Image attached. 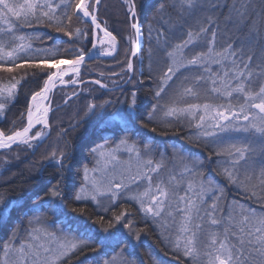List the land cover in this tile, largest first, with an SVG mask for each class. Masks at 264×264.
I'll return each instance as SVG.
<instances>
[{"label": "snow or ice", "instance_id": "snow-or-ice-1", "mask_svg": "<svg viewBox=\"0 0 264 264\" xmlns=\"http://www.w3.org/2000/svg\"><path fill=\"white\" fill-rule=\"evenodd\" d=\"M105 7L0 0L2 155L34 154L49 138L57 88L72 89L65 105L80 102L32 165L28 190L0 192V264H136L150 225L182 264H264V0H121L127 37L103 18ZM53 33L62 37L48 46ZM121 41V72L85 79L94 71L87 61L114 57ZM145 42L161 61L147 77L156 84L150 102L140 87ZM21 96L20 123L8 127ZM109 109L111 119H96ZM185 127L206 154L158 141ZM82 149L88 164L77 160ZM226 191L247 206L228 203Z\"/></svg>", "mask_w": 264, "mask_h": 264}, {"label": "trees", "instance_id": "trees-1", "mask_svg": "<svg viewBox=\"0 0 264 264\" xmlns=\"http://www.w3.org/2000/svg\"><path fill=\"white\" fill-rule=\"evenodd\" d=\"M103 2L106 5V7L101 10V14L103 18L108 20L109 25H115L116 29L120 31L125 37H127L128 34L127 26L123 24L124 14H123V9L121 7V0H103ZM163 2L164 0H160V3ZM141 23H143L147 27L151 23V18L149 17L148 19H145L144 17H141ZM151 26L153 28L158 27V25L155 23H151ZM41 31L51 32L50 29H43V28L41 29ZM229 35L234 39H243L242 34L236 29H233L229 33ZM61 37L62 34L53 33L54 39L46 40L45 43L46 45L51 46L54 43V40L60 39ZM121 46H119L118 53L113 58L102 57L96 61H88V66L94 71L90 73L88 76H85V79L95 78L97 73L100 71H104L105 73H108L109 70H111L116 73H120L121 72L120 64L124 59V52L127 50L128 45L125 41H121ZM144 48L146 50L144 56H146V54L151 52L147 42H145ZM160 64L156 62L148 67L147 62L143 60V65L141 70L144 73V78L141 81L140 87L142 88L144 99L146 102H150L153 100L152 90L156 87L155 82L149 80L147 77L149 73H152V75L155 76L157 74V70ZM97 65H100V67L97 68ZM134 65H136L137 69H140L138 61L136 59L134 60ZM29 87L32 88L34 87V85H30ZM57 92L58 93H56L53 101V106L62 104L64 100L61 98L63 97L64 99H66L67 96L72 93V89L69 86L64 88L63 91H61L59 88ZM116 94H120V93L117 92L115 93V95ZM28 102L30 103V97H28ZM79 106H80V102L78 100L75 103H73V101L71 100L68 105L59 108V110L55 113L56 116L55 121L52 120V116H51L50 136L38 148V150L35 151L34 154L31 150L27 152L23 151L22 147L16 149L15 152H11V150H9L6 157L2 155V153L5 150L0 151V184H3L5 181H9V180L15 181L14 183H11L8 186L0 188V192H3L5 194L6 199L12 198L14 196H20L28 190L30 185L25 181L27 177L30 175V169L32 168V165L42 161L43 156L49 150L50 145H53L58 140V133H59L58 126L60 127L67 126V124L62 125V122L67 121L68 123ZM24 109H25V97L21 96L19 102L16 103L15 106L11 109V112L8 116V127L12 126V121H15L17 124L20 123V113L23 112ZM114 112H115L114 109H109L108 112H106L101 116H98L96 119L98 121L109 120L112 118ZM0 127H4V125L0 124ZM73 135H78V133H74ZM179 135L182 134L179 133ZM193 139L195 138L193 137ZM13 147L15 148V146ZM191 152L193 153L204 152L206 154V151L203 148L197 147L195 143H191ZM87 155H88L87 149H82L77 154V160L85 164L89 163V159L87 158ZM5 160H7V163H5ZM4 168H10V171L7 174H5L3 172ZM225 196L227 198V201L229 202L245 203L247 206V202L245 201L244 197L235 191L232 192L226 191ZM125 207H127L128 211L135 212L134 205H126ZM142 239L147 243V249L144 246L139 248L141 254L137 253L136 264H152L149 260L145 261L143 258H141V255L147 253V251H149L148 250L149 248L151 250L154 249L157 250L156 255L158 259L161 261L167 262L168 264H182V262L178 261L176 257L172 254V252L165 247V244L160 243L158 236L156 234L146 232V234L142 237ZM2 240H3V234L0 233V241ZM79 259L83 260L84 257L81 256ZM70 264H78V261L73 260L70 262ZM86 264H94V262L92 260L91 262H89L88 260Z\"/></svg>", "mask_w": 264, "mask_h": 264}, {"label": "bare ground", "instance_id": "bare-ground-1", "mask_svg": "<svg viewBox=\"0 0 264 264\" xmlns=\"http://www.w3.org/2000/svg\"><path fill=\"white\" fill-rule=\"evenodd\" d=\"M118 48H119V46H118ZM117 53H118V50H117ZM116 53V54H117ZM151 54V52L150 53H148V54H146V56H144L143 57V60L144 61H146L147 62V65H148V67L152 64L153 65V63H158V64H160L161 63V61H160V57L159 56H156V55H152L151 56V59H149L148 57H149V55ZM116 56V55H115ZM114 56V57H115ZM104 58H113V57H104ZM124 60V59H123ZM134 60L135 59H133V63H134ZM87 63H88V61H87ZM138 64H139V66H140V69H141V65H140V63L138 62ZM82 87V86H81ZM59 90V88H57V90H56V93H58L57 91ZM72 94V93H71ZM70 94V95H71ZM70 95H68V96H70ZM116 95H120V94H116ZM67 96V97H68ZM71 100H69L68 101V103H67V105L69 104V102H70ZM44 103L45 104H47L48 102L47 101H44ZM59 105V104H58ZM60 106V108H62L63 106H66L65 104H64V101H63V103L62 104H60L59 105ZM53 107H55V106H53ZM50 118H51V115H50ZM50 120V119H49ZM65 124H67V121H63L62 122V125H65ZM191 132H192V130L191 129H188V128H184L183 130H181L180 131V134H182V135H179V136H177V135H170V136H167V137H158V141L161 143V144H169V145H171V144H173V143H176L177 145H184L185 146V148H186V150H189V151H191V144L188 142V140L187 139H185V135L186 134H188V135H191ZM153 135H155V134H153ZM99 142H103V141H99ZM86 164H88V163H86ZM152 226L150 225L149 226V228L148 229H146V232H148V233H154V234H156L157 236H158V233H156V232H153L152 230ZM143 246L147 249V243L144 241V243H143ZM149 251H147V253H145L144 255H141V258H143L145 261L146 260H149L152 264H154V259L156 258L157 260H159L158 259V257H157V250L156 249H154V250H151L150 248L148 249ZM170 250V249H169ZM137 253L138 254H141V252H140V249H138V251H137ZM142 259V260H143ZM161 261V260H160ZM89 262H91V260H89ZM162 263H164V264H168L167 262H164V261H161ZM161 263V264H162Z\"/></svg>", "mask_w": 264, "mask_h": 264}, {"label": "rangeland", "instance_id": "rangeland-1", "mask_svg": "<svg viewBox=\"0 0 264 264\" xmlns=\"http://www.w3.org/2000/svg\"><path fill=\"white\" fill-rule=\"evenodd\" d=\"M118 50V49H117ZM66 79H67V77H66ZM1 151V150H0ZM228 203H231V202H229V201H227ZM227 205L224 203V202H222V207H226ZM154 261V264H161L162 262L160 261V260H157L156 258L153 260ZM162 264H164V263H162Z\"/></svg>", "mask_w": 264, "mask_h": 264}, {"label": "water", "instance_id": "water-1", "mask_svg": "<svg viewBox=\"0 0 264 264\" xmlns=\"http://www.w3.org/2000/svg\"><path fill=\"white\" fill-rule=\"evenodd\" d=\"M86 60H87V58H86ZM50 115H51V113H50ZM49 119H50V116H49Z\"/></svg>", "mask_w": 264, "mask_h": 264}]
</instances>
